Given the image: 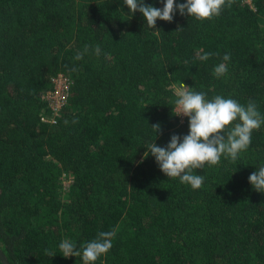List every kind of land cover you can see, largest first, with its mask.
<instances>
[{
    "label": "trees",
    "instance_id": "obj_1",
    "mask_svg": "<svg viewBox=\"0 0 264 264\" xmlns=\"http://www.w3.org/2000/svg\"><path fill=\"white\" fill-rule=\"evenodd\" d=\"M226 53L228 73L216 78ZM59 74L70 80L66 103L42 121ZM181 83L207 99L254 101L264 116V0H231L203 22L177 11L155 29L124 0H0V249L10 264H83L60 242L82 251L111 230L95 264H264V193L248 179L264 166V124L234 163L194 170L199 190L144 157L150 143L188 134L175 115Z\"/></svg>",
    "mask_w": 264,
    "mask_h": 264
},
{
    "label": "clouds",
    "instance_id": "obj_2",
    "mask_svg": "<svg viewBox=\"0 0 264 264\" xmlns=\"http://www.w3.org/2000/svg\"><path fill=\"white\" fill-rule=\"evenodd\" d=\"M124 3L130 14L141 13L147 26L155 29L157 20L171 23L177 11L200 22L210 21L218 17L226 5L230 6L231 0H186L180 4L175 0H163L162 9L146 6L143 0H124ZM87 51L88 46H85L84 52L77 53L74 59L81 60ZM94 54L100 56L99 45L95 46ZM212 55L211 52L203 53L198 59L207 61ZM230 58V53H226L223 62L214 67L213 75L216 78L227 75ZM174 104L175 115L188 118V134L182 140L173 135L166 147L150 143L144 157L147 158L150 153L165 176L169 179L179 178L180 183L189 185L192 190L201 189L205 179L202 175L194 174V170L203 169L206 165L215 166L222 156L234 163L251 145L252 133L264 124V116L254 101L244 105L221 95L207 99L204 92L193 91L183 83ZM151 128L155 134L160 130L158 124ZM248 179L255 191L264 193V166ZM115 236V230L100 232L82 247V251L75 242L64 239L59 244V250L64 258L81 257L83 264H95L113 247ZM47 254L52 255L50 252Z\"/></svg>",
    "mask_w": 264,
    "mask_h": 264
},
{
    "label": "built area",
    "instance_id": "obj_3",
    "mask_svg": "<svg viewBox=\"0 0 264 264\" xmlns=\"http://www.w3.org/2000/svg\"><path fill=\"white\" fill-rule=\"evenodd\" d=\"M54 85L52 89L48 90L45 94V100L50 109L48 115L41 117L42 121L55 122L58 113L62 106L66 103L70 80L66 76L59 74L53 79Z\"/></svg>",
    "mask_w": 264,
    "mask_h": 264
},
{
    "label": "rangeland",
    "instance_id": "obj_4",
    "mask_svg": "<svg viewBox=\"0 0 264 264\" xmlns=\"http://www.w3.org/2000/svg\"><path fill=\"white\" fill-rule=\"evenodd\" d=\"M179 87H180V84H175V87H173V90H174V92L176 94H177V91L179 90ZM181 117L182 116H179L180 119H182ZM69 182H70L69 179H66V178L63 179V188L64 189H66V187L68 186ZM62 191H64V190H62Z\"/></svg>",
    "mask_w": 264,
    "mask_h": 264
},
{
    "label": "water",
    "instance_id": "obj_5",
    "mask_svg": "<svg viewBox=\"0 0 264 264\" xmlns=\"http://www.w3.org/2000/svg\"><path fill=\"white\" fill-rule=\"evenodd\" d=\"M0 259H1L3 264H10L1 249H0Z\"/></svg>",
    "mask_w": 264,
    "mask_h": 264
}]
</instances>
